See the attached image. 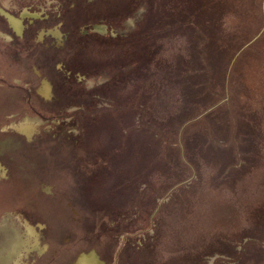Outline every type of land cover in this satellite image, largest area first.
Returning <instances> with one entry per match:
<instances>
[{
  "label": "rangeland",
  "instance_id": "374dc122",
  "mask_svg": "<svg viewBox=\"0 0 264 264\" xmlns=\"http://www.w3.org/2000/svg\"><path fill=\"white\" fill-rule=\"evenodd\" d=\"M16 1L17 5L9 0L1 3L16 14L53 12L54 0ZM180 1L187 8L196 3L124 0L123 15L77 27V37L85 35L82 55L98 67L65 73L70 75L66 89L106 92L107 103L101 99L86 105L89 110H101L95 117L80 118L79 108L85 114L88 110L74 98L65 99L59 107L53 104V96L48 101L40 98L35 93L40 78L34 75L32 61L26 52L13 61L5 46L7 38L0 32V264H69L77 253L89 250L99 254L104 264H264V223L259 212L253 213L264 209V0H256L253 18L244 11V1L249 5L251 0H216V15L206 13L210 17L223 14L219 24L232 39L220 35L217 44L230 54L241 34L247 37L253 28L258 33L236 56L239 63L234 62L229 77L222 80L219 73L214 75L217 90L222 81L226 86L229 82L227 101L238 108L232 116L246 118L258 133L254 140L257 163L246 170L237 167L232 188L211 185L210 174L218 170L217 164L202 167L189 179L191 174L182 163L185 135L192 129L202 130L204 124L193 123L181 130L164 127L160 131L163 147L156 145V152L152 151L153 132H149L158 125L153 114L175 113L182 104L181 93L178 85L168 81L173 65L170 50L166 47L154 61L144 62L150 54L138 40L146 34V48L153 50L154 29L166 27ZM113 5L110 10L116 11L111 13H120V5L118 9L116 1ZM157 22L163 24L159 29ZM128 53L131 61L118 64ZM64 65L56 59L53 67L63 74ZM52 74L46 79L54 91L61 78ZM111 118L116 121L113 126ZM95 119L102 128H95ZM78 124L80 128L74 129ZM220 134L214 132L217 137ZM69 135L84 140L90 135L89 150L98 155L88 158L76 149L71 156ZM107 135H114L113 146ZM122 138L124 144L117 145ZM167 144L181 149L175 167L168 161L170 153L159 155ZM99 145L108 155L113 153L111 160L94 150ZM127 151L123 169L117 162L123 156L120 152ZM101 168L103 174L98 172ZM248 238L263 244L260 256L248 255L245 260L243 255L236 260L239 253L216 251L225 240L236 244L234 250L239 252Z\"/></svg>",
  "mask_w": 264,
  "mask_h": 264
},
{
  "label": "trees",
  "instance_id": "16d2710c",
  "mask_svg": "<svg viewBox=\"0 0 264 264\" xmlns=\"http://www.w3.org/2000/svg\"><path fill=\"white\" fill-rule=\"evenodd\" d=\"M114 1L117 2V9L120 5V13H111L116 11L114 9L110 10L111 7L114 8ZM193 1H196V3H192L188 8L185 2H178L175 7L176 11H173L172 17L169 18L165 24L166 27L159 31L154 29L155 32L153 36V42H156L155 44L153 43V50H148L146 48V34L141 36V40H138L141 46H144L145 50H147L150 54H147L145 60H142L144 62H150L151 60L154 61L156 56L166 47L170 50L173 58V65L169 70L168 81L171 85L172 83L178 85L181 93L179 94V97L182 104L177 110L174 111L175 113H170V115L166 114L164 116H160L161 114H153V117H155L156 121H158V125L154 126V131L149 132V134L153 132L151 136L152 151L156 152V145L163 147L162 140L160 139L163 133L160 134V131H163L164 127L166 130L180 127L181 130L183 127L187 128L193 123L204 124L202 126V130L199 131L197 129H192L191 133L185 135V137L187 136V144L185 141V144L183 145L184 154H182V156L186 160L182 163L187 165H185L188 168L187 174H191L189 179L195 178V175L200 172L202 167V169H207L209 165L217 164L218 170H215L210 174L211 185L217 187L220 186V184H223L224 187L229 186L232 188L233 182L236 178L233 174V171L236 170L237 167L240 168V170H246V167H253L257 163L256 158L258 151L254 145V140L258 133L256 132L257 128H255V126H253L251 123H248L246 118H237L232 116L233 110L235 112L238 108H233V105H229L227 101L229 82L227 84L228 86H226L227 82L222 81L219 91V89L217 90V87L214 84L216 83L214 80V75L216 72L219 73L222 77V80H224L225 77H229L231 69L234 68V62L236 64L239 63V60L235 59L236 56L246 45L251 42L254 37L258 35V33L253 28V30L249 29V34L247 37L241 34V36L238 38H241V41L230 54V51L228 52L225 48H222L217 44V38L220 35L224 36L228 40L232 39V35L225 32L222 24H219V22H221L223 19V14H220L219 12V16L213 17H210L208 16L209 14H206L213 13L216 15L218 12L216 10L217 1ZM244 3V6H246L244 11H247L248 14L253 18V16L256 14L254 11L256 0H251L249 5L246 1H244ZM59 4V20L62 21L64 30L66 33H68L69 43L65 49V53L63 54V60L65 64L64 66L68 68V72H71L74 70V68L78 69V72H86V69L95 71L98 66L96 67V64H92L93 62L89 63V61H87L82 55L84 47H86V43H84L83 40L85 35L83 34V38L79 36L77 37L76 29L77 27L81 28L82 26L87 28V24L91 22L94 23L102 21V19H104V17L106 18L107 16H118V14L123 15L125 12L124 0H60ZM93 4L96 5L92 6ZM90 6H92L90 9H94L92 14L88 13V8ZM103 8L106 10H103ZM161 25L163 24L157 22L156 28L159 29L157 26ZM218 25L221 28L220 30L218 29ZM130 38L131 37H129V40ZM125 40L126 39L122 40L120 43H125ZM129 40L127 39V41ZM131 42L134 44L136 43L135 40ZM152 52L153 55H151ZM129 54L130 53L126 54L124 58L120 57L118 64L129 63V61L132 59L127 57ZM78 55L79 59L77 57ZM55 61L56 58L51 61L45 60L42 65H46L48 68V63L52 62L53 65ZM151 68H154V65H152ZM48 69L52 70L55 75L58 74L54 70V67ZM52 72L47 76H53ZM66 85V82L64 86L62 82L59 83L58 86L56 85V88L54 89L55 96L57 98L61 97V99L63 96L66 98V100L69 97L74 98L77 101L76 103L79 105V107H85V109L88 110L86 114L81 108H79L80 110L77 111V114H79L80 118L81 116L86 115L95 117L97 113L101 111L92 110L90 107L89 110L88 107H86L89 102L99 103L100 100L103 99L107 103L106 92L96 90L83 93L82 91H73L71 89L67 90ZM106 119L108 122L109 117ZM220 119H222V123L220 121L218 122ZM232 119H235L237 123L232 124ZM110 120L113 126L116 121L113 118ZM92 121H95L96 125L95 123L94 125L96 129L103 127L102 125L99 126V121H97V119ZM75 128H80V125H74V129ZM214 132H219L221 134L219 137H217L214 135ZM69 136L68 140L70 139V144L72 146L69 152L71 156H74L77 150L78 152L81 151L87 154V157L92 159L98 155L95 152L92 154V152L89 150L90 147H92L89 142L90 135H87L85 140L84 137L79 138L78 136ZM107 137L110 146H113V143L115 142L112 141L115 138L114 135H107ZM124 138L126 141V136H124ZM121 140V144L117 145L121 146L124 144L123 138ZM127 143L129 144V141H127ZM169 146L170 145L167 144V147L161 150V154H159L158 151L157 154L162 156L164 154L170 153L168 161L173 163L175 167L178 164V158H180L179 151H181V149H176L175 146L168 148ZM102 149L104 148L100 145L98 149L94 148V150L99 154L104 155V157L111 160V158H113V153L108 155V151ZM87 151L89 152L86 153ZM120 154L123 156H121L117 164L122 165L124 169L125 164H123V161L125 158L129 157V153L127 151L120 152ZM107 169L108 168H106V170ZM98 172L103 174L104 168L103 170L101 168V171ZM106 172L108 174H113V172L109 170ZM116 180L119 179H114V181ZM181 184L184 183H178L174 186V188ZM112 188L117 187L112 186ZM84 189L86 190L85 187ZM117 189H119V191L124 190L122 189V186L121 188ZM88 193L89 192L86 191L85 193H82L85 199L88 198ZM82 194L80 195L83 196ZM121 199L122 197H120V200ZM258 212L260 214L261 222L264 223V209H259V211L255 209L253 210L255 215H257ZM249 218L250 217H247L248 221ZM218 245L219 247L216 248V251L218 252L227 253L229 249L231 254L239 253L240 256H237L236 260L240 259L243 255L245 256L246 260L248 255L260 256L259 251H261V254L263 253V244L249 238L246 243L240 246L239 252L234 250L236 244L233 245L232 243H227L225 240H223L222 244L218 243ZM129 258L134 261V257ZM250 260L252 261V256H250ZM236 262L234 264H241V262ZM139 264H141V262H139Z\"/></svg>",
  "mask_w": 264,
  "mask_h": 264
},
{
  "label": "flooded vegetation",
  "instance_id": "af4514ba",
  "mask_svg": "<svg viewBox=\"0 0 264 264\" xmlns=\"http://www.w3.org/2000/svg\"><path fill=\"white\" fill-rule=\"evenodd\" d=\"M9 1L11 4L17 5V3H19V1L16 0L15 1L9 0ZM59 2L60 0H54V7L52 13L47 15H43V14L40 15L39 13L16 14V12L13 10L5 9L2 6L0 0V10H3L4 12L12 15L13 17L21 21V28L19 27L14 28L12 25H10L7 19L0 13V32H3L4 35L6 36L5 38H7L5 46L6 49L9 51L10 58L13 61H17L20 52L27 53L26 57L27 59L32 61V69L35 77L40 78L39 79L40 83L38 88L35 90V93L45 101H48V99L51 96H53V104L57 105V107L62 105L65 102L66 98L63 96L62 99L61 97L57 98L53 90H52L53 94H51L52 93L51 89L53 87L52 84L46 78H48L47 75L52 72V70L48 68H52L53 65L52 62H50L48 63V68H47L46 65H42V64L45 60L51 61L54 58L64 62L63 54L65 53L66 47L69 45L68 33H66L65 30L63 32L61 30L64 27L62 21L59 20L60 18ZM64 67H65V72H63V74H61L60 72H57L58 74H56L58 77L61 78L60 82H62L63 86L65 85V82L66 83L68 82L66 79L70 77V75H65V73L68 72V68L66 66H63V68ZM37 69L42 71L43 77L40 74L41 71H37ZM73 71H79V70L74 68ZM42 80L48 82V84L51 87L50 91H48V95H46L49 96L50 94L49 98H44L45 95L42 96L39 93V90H41L40 88H41ZM83 93H87V92L84 91ZM90 251L92 250H89L87 252ZM79 253H77V255ZM77 255L69 260L70 261L69 264H72V262L75 260Z\"/></svg>",
  "mask_w": 264,
  "mask_h": 264
},
{
  "label": "water",
  "instance_id": "95a60500",
  "mask_svg": "<svg viewBox=\"0 0 264 264\" xmlns=\"http://www.w3.org/2000/svg\"><path fill=\"white\" fill-rule=\"evenodd\" d=\"M0 13L7 19V21L12 25L14 28L19 27L21 28V21L13 17L12 15L4 12L3 10H0ZM41 90H39V93L42 96L48 95V91H50L51 87L45 80L41 81ZM44 98H49V96H46ZM72 264H103L96 255L95 251L92 250L90 252H81L77 255L75 260L72 262Z\"/></svg>",
  "mask_w": 264,
  "mask_h": 264
}]
</instances>
